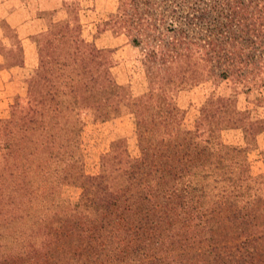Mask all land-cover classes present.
<instances>
[{
    "label": "rangeland",
    "instance_id": "1",
    "mask_svg": "<svg viewBox=\"0 0 264 264\" xmlns=\"http://www.w3.org/2000/svg\"><path fill=\"white\" fill-rule=\"evenodd\" d=\"M124 5L0 0V257H27L46 240L41 227L71 228L78 205H101L81 183L122 182L144 130L170 156L199 127L238 167L225 182L215 176L212 203L264 205V73L199 77L192 63L180 85L186 64L151 55L152 42L145 59L118 24ZM161 29L173 42L169 24Z\"/></svg>",
    "mask_w": 264,
    "mask_h": 264
},
{
    "label": "trees",
    "instance_id": "2",
    "mask_svg": "<svg viewBox=\"0 0 264 264\" xmlns=\"http://www.w3.org/2000/svg\"><path fill=\"white\" fill-rule=\"evenodd\" d=\"M117 17L145 59L152 42L151 55L186 64L180 85L192 63L199 77L207 69L215 78L246 82L264 73V0H125ZM165 24L173 42L162 36ZM148 132L140 133L142 155L122 182L99 175L81 183L101 195V205H78L71 228L41 227L40 250L23 259L0 257V264H264V205L211 201L215 176L225 182L238 168L227 159L231 151L221 145L226 153L216 151L198 127L183 131L180 149L167 156L162 141L144 137Z\"/></svg>",
    "mask_w": 264,
    "mask_h": 264
},
{
    "label": "crops",
    "instance_id": "3",
    "mask_svg": "<svg viewBox=\"0 0 264 264\" xmlns=\"http://www.w3.org/2000/svg\"><path fill=\"white\" fill-rule=\"evenodd\" d=\"M47 32V31H46ZM9 67H12L11 65H9Z\"/></svg>",
    "mask_w": 264,
    "mask_h": 264
}]
</instances>
